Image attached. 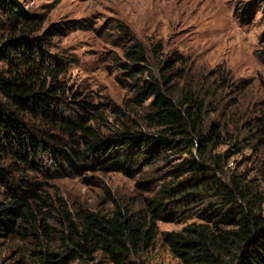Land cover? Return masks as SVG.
Returning a JSON list of instances; mask_svg holds the SVG:
<instances>
[{"label": "rangeland", "instance_id": "obj_1", "mask_svg": "<svg viewBox=\"0 0 264 264\" xmlns=\"http://www.w3.org/2000/svg\"><path fill=\"white\" fill-rule=\"evenodd\" d=\"M12 1L42 24L40 30L24 37L32 40L33 49L41 51L47 62L61 67L58 80L67 87L66 114L70 119L80 117L118 143L121 137L114 134L126 126L150 138L158 136L160 127L147 118L155 111V95L139 101L137 92L149 80L162 81L182 72L163 88L179 107L187 97L203 104L204 131L212 125L218 131L207 151L218 157L213 162L207 156L211 160L206 161L196 149L189 153L182 146L175 150L153 147L129 177L98 170L97 157L92 154L77 159L83 145L74 142L75 136L58 134L67 144V162L43 153L22 173L9 166L10 155H0L2 204L8 202L18 179L36 182L47 205L42 210L48 212L39 217L45 216L54 236L61 221L55 211L58 208L72 216L83 210L109 214L115 204L137 211L152 200L163 201L156 238L139 264H183L162 243V232L202 222L208 210L222 206V200L208 187L200 190L196 201L186 204L165 191L195 176L191 172L174 176L180 171L177 164L192 157L204 164L199 179L217 178L229 189L238 180L249 197L238 199L235 205L252 208L264 218V0ZM121 25L147 47L150 63L142 73L134 74L136 66L127 68V43ZM12 31L0 12V37L5 40ZM157 45L161 50L155 53ZM165 63L170 66L166 71ZM5 67L0 60V70ZM142 181L146 182L144 188L137 186ZM224 210H212L206 216L208 224ZM168 214L172 219L164 218ZM34 246L24 231L0 237V264H28L29 250ZM53 247L60 249L57 241ZM90 264L112 263L98 256Z\"/></svg>", "mask_w": 264, "mask_h": 264}, {"label": "trees", "instance_id": "obj_2", "mask_svg": "<svg viewBox=\"0 0 264 264\" xmlns=\"http://www.w3.org/2000/svg\"><path fill=\"white\" fill-rule=\"evenodd\" d=\"M0 12L13 27L8 38L0 37V60L6 65L0 70V155H10L9 166L13 170L23 173L31 169L34 158H41L43 153L54 159L65 158L67 162V144L58 134L75 136L74 142L83 145L77 159L92 154L97 157L98 170L116 171L129 177L153 147L175 150L182 146L181 149L189 153L196 149L200 158L209 161L206 157L211 155L207 149L218 138V131L213 125L204 131L203 104L187 97L179 107L163 88L164 83L180 77L182 72L162 81L149 80L137 92L139 101L155 95V111L147 118L160 127L158 136L150 138L126 126L114 134L121 137L118 143L111 140L113 136H103L94 126L86 125L80 117L70 119L67 116V87L58 80L61 67L47 62L41 51L33 49L32 40L24 37L40 30L41 22L33 21L12 0H0ZM121 26L127 43L124 57L129 62L125 66H136L134 74L142 73L150 63L147 47L128 27ZM153 50L156 53L161 48L157 45ZM167 67L170 66L165 63V71ZM170 136L178 140H171ZM211 157L213 162L217 161L218 156ZM177 166L180 171L175 177L184 172L195 175L165 190L171 192L178 203L196 201L200 190L208 187L222 200V206L208 210L202 222L191 223L180 231L162 232L161 241L170 253L183 264H264V218L252 208L235 205L238 199L246 201L249 197L243 193L239 181L234 180L233 189H229L217 178L199 179L198 173L204 170V164L192 157L185 158ZM0 175L4 176L1 171ZM18 180L8 202H0V237L21 234V231L30 236L35 246L29 250L28 264L74 261L90 264L98 256L112 264H139L143 252L156 238L157 221L165 205L158 200H152L144 210L137 211L115 204L109 214L83 210L72 216L58 208L55 211L61 221L53 236L45 216L39 217L48 212L42 210L47 205L37 192V183ZM145 185L144 181L137 183L141 188ZM216 207L225 210L217 214L212 225L208 224L206 216ZM164 218L172 219L169 214ZM56 241L60 247L58 251L53 247Z\"/></svg>", "mask_w": 264, "mask_h": 264}]
</instances>
